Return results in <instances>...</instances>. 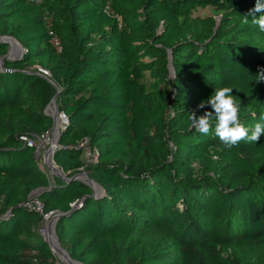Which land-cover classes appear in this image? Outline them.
Here are the masks:
<instances>
[{"label":"trees","instance_id":"trees-1","mask_svg":"<svg viewBox=\"0 0 264 264\" xmlns=\"http://www.w3.org/2000/svg\"><path fill=\"white\" fill-rule=\"evenodd\" d=\"M255 4L0 0V35L24 48L0 69V264H54L49 245L31 231L39 213L23 205L37 188L45 212L68 211L82 198L58 219L57 236L83 264H225L219 247L264 239V134L227 147L215 135L214 109L197 107L231 87L249 134L264 125V81L256 80L264 54L235 38L207 39L197 29L187 37L186 30L200 7L252 22ZM168 49L175 76L171 88L158 87L168 80ZM7 50L0 42V56ZM146 56L154 58L142 62ZM57 90L67 119L54 162L67 177L88 171L102 189L95 196L80 180L50 179L20 138L51 127L45 107ZM193 111L213 112L208 134L189 126ZM82 140L97 151L93 163H85ZM159 231L175 240L176 254L163 249Z\"/></svg>","mask_w":264,"mask_h":264},{"label":"rangeland","instance_id":"rangeland-1","mask_svg":"<svg viewBox=\"0 0 264 264\" xmlns=\"http://www.w3.org/2000/svg\"><path fill=\"white\" fill-rule=\"evenodd\" d=\"M259 15H264V13H259ZM192 16L193 17H189L186 21L187 37H191L192 35L191 32L194 29H197L198 31L201 32V34L203 33V35L208 34L207 39L212 38L214 36L220 39L235 38L236 40H239L242 43L249 44L250 46L258 49L259 52H262L264 54V32L260 31L259 27L257 25H253L252 22L244 23L242 19L238 18L234 14L222 10H217L210 5H207L202 8L201 7L198 8L193 13ZM205 26H209L210 29L207 30ZM12 40L14 41L15 39ZM16 44L18 48L17 49L15 48L12 54L19 52L20 49L21 50L24 49L19 42ZM166 53H167L166 66H167L168 80L166 82L160 83L158 87L171 88L170 82L175 76V70L173 67V60L175 59V57H173L171 52L167 51ZM153 58L151 56H146L142 58L141 61L150 62ZM36 70L38 73L49 78V74L44 73L38 68H36ZM146 74L148 75V72H146ZM151 82L155 83V80L152 79ZM50 101L47 103V105H52ZM56 105L58 110L57 101H56ZM47 111L50 113L51 109H47ZM45 148L47 149V146H45ZM43 153H44V148L42 151L34 150V156L35 159L38 161L39 166L43 169V171L50 179H53L54 177H59L57 174L50 172L51 170L47 168L46 163L43 161ZM51 164L56 166L58 169H61L54 162L53 158L51 159ZM83 171L84 169L80 168L78 169L77 172H83ZM36 197L37 195L31 193L29 198L33 199ZM40 207L43 213H45V211L43 210V206L41 205ZM38 213L40 217L31 225V231L32 233H34L35 237H41L49 245L50 243L48 239L49 238L48 233L46 231L43 232L42 229L46 227V223L47 224L49 223V221L51 220L52 216L55 213L50 214L46 219H43V216L40 212ZM57 222L58 219L55 222V227H54L56 235L58 228ZM159 232H160L159 235H161L160 242L163 249L167 252V254H171V255L176 254L178 252V247L172 236L166 231H159ZM61 246L64 248L62 244ZM50 249L55 259L57 258L58 260H63L62 257L59 256L58 253L54 251L53 248L50 247ZM218 250L225 264H264V239L260 242L253 244L252 246L245 245V243L241 241H236L233 244H229L225 247H219ZM169 260L171 261V259Z\"/></svg>","mask_w":264,"mask_h":264},{"label":"clouds","instance_id":"clouds-1","mask_svg":"<svg viewBox=\"0 0 264 264\" xmlns=\"http://www.w3.org/2000/svg\"><path fill=\"white\" fill-rule=\"evenodd\" d=\"M264 13V3L256 0L254 9L249 14ZM244 23H248L247 16H244ZM253 25H257L259 30L264 32V15L256 17L253 15ZM258 74L257 81H264V69ZM231 87H222L215 90L207 101H201L197 107L204 108L210 104L214 109V130L215 135L227 147L237 145L241 141L257 142L264 134V125L256 123L254 129L249 134V129L240 122V108L236 103L235 97L231 94ZM213 112L207 111L203 115H197L195 111L189 113L187 119L191 128L197 129L200 133L208 134L213 127Z\"/></svg>","mask_w":264,"mask_h":264},{"label":"water","instance_id":"water-1","mask_svg":"<svg viewBox=\"0 0 264 264\" xmlns=\"http://www.w3.org/2000/svg\"><path fill=\"white\" fill-rule=\"evenodd\" d=\"M12 37L8 36V35H0V42L6 43L8 45V50L7 52L0 57V69H5L4 68V61L7 60L9 62H13V61H17L21 59V56L24 52V49L21 50L19 52H16L14 54L11 53V46H10V39ZM16 43L17 40H14ZM168 52H170V50H167ZM45 77V76H43ZM48 81L51 82V80L47 77H45ZM58 90L55 93V95L52 97L50 103L52 105H47L45 111L47 113V115L51 116L52 118V130H53V134L56 136V139L54 140V142L44 151V162L47 165V168H49L51 171L55 174H57L60 178H62L63 180L69 181V180H80L82 182H84L86 185H88L91 188V196H95L97 195L99 192L102 191L100 185L95 182L90 176H89V172L84 170L83 172H76L73 175L67 177L62 169H58L56 166L51 164V159L53 158V154H54V143L58 144V117H57V105H56V99L58 96ZM51 106V108H50ZM47 109H51V112L49 113L47 111ZM51 174V173H50ZM41 188H37L33 191L30 192L34 193L35 195H37V193L39 192ZM30 194L28 195V197H30ZM82 198H78L76 199L72 204H71V209H73L74 207H76L80 202H81ZM70 210L62 212V211H57L51 218V220L48 223V236H49V245L51 248L54 249L55 252L58 253L59 256L62 257L63 261L67 262L68 264H83L80 261H77L75 259H73L69 253L61 246L58 236L55 233L54 227H55V222L57 221V219H59L61 216H64L66 214H68L70 212ZM50 237H52L54 239V241L56 242V246H54L51 243Z\"/></svg>","mask_w":264,"mask_h":264},{"label":"built area","instance_id":"built-area-1","mask_svg":"<svg viewBox=\"0 0 264 264\" xmlns=\"http://www.w3.org/2000/svg\"><path fill=\"white\" fill-rule=\"evenodd\" d=\"M31 1H34L36 3H41L42 0H31ZM48 21H49V19H48ZM48 24L50 25V22H48ZM48 32H49V35L51 36V43L53 44V46L55 48L60 50L61 47H60V42H59L58 37L52 31V29H49ZM38 69H40L44 73L48 74L47 70L40 68V67H38ZM57 117H58V130H59L60 127L63 125V123L66 121L67 117H66V114L64 113V111H62V110H58ZM20 138L23 141H25L28 146L33 147L35 151H42L43 148L45 151L46 150L45 146H47V148H48L54 142V140L56 139V136L53 134L52 125H51V127L49 129L44 130L42 133H40L38 135L21 136ZM80 145L84 147L83 156L85 159V163L88 164V163H93L94 161H96L97 151L95 149L89 148L87 146V143L85 140H82ZM57 146H58V144L54 143L53 149L55 150L57 148ZM43 161H44V153H43ZM23 205L26 206L27 208H31L35 211L40 212L43 216V219L48 218V216L52 213H56V211H49V212L43 213V211L41 210V207H40L42 204L40 203V201L37 198L31 199L28 197L23 202ZM47 230H48V224L46 223V227L44 229H42V231L47 232ZM54 264H68V263L63 261V260H58L56 258L54 261Z\"/></svg>","mask_w":264,"mask_h":264},{"label":"bare ground","instance_id":"bare-ground-1","mask_svg":"<svg viewBox=\"0 0 264 264\" xmlns=\"http://www.w3.org/2000/svg\"><path fill=\"white\" fill-rule=\"evenodd\" d=\"M10 46H11V53H13V50L16 48H18L17 44L12 40L10 39ZM50 240H51V243L56 246V242L54 241V239L52 237H50Z\"/></svg>","mask_w":264,"mask_h":264}]
</instances>
